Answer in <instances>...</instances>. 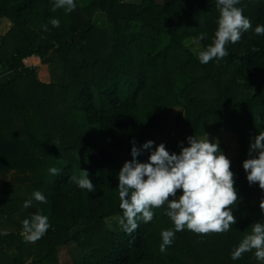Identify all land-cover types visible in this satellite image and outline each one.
Returning a JSON list of instances; mask_svg holds the SVG:
<instances>
[{
  "label": "trees",
  "instance_id": "1",
  "mask_svg": "<svg viewBox=\"0 0 264 264\" xmlns=\"http://www.w3.org/2000/svg\"><path fill=\"white\" fill-rule=\"evenodd\" d=\"M88 1L75 0L66 13L53 10L54 0H0V21L12 25L0 43V264H259L254 249L238 260L231 252L264 222V193L242 169L252 138L264 131V36L254 33L264 24V0H242L252 28L226 45L228 56L207 64L197 54L212 42L217 0ZM100 13L105 27L95 24ZM40 66L50 81L37 77ZM218 130L237 144L232 158L219 144L238 192L235 224L203 235L185 228L161 252L162 230H174L165 204L127 232L117 174L133 142L178 154L188 137ZM80 170L94 192L70 179ZM35 191L47 202L23 208ZM37 211L50 228L28 242L21 222Z\"/></svg>",
  "mask_w": 264,
  "mask_h": 264
},
{
  "label": "clouds",
  "instance_id": "2",
  "mask_svg": "<svg viewBox=\"0 0 264 264\" xmlns=\"http://www.w3.org/2000/svg\"><path fill=\"white\" fill-rule=\"evenodd\" d=\"M242 0H217L219 16L212 42L197 54L201 64L213 59L219 60L229 55L226 45L237 43L243 32L252 28V22L243 15L238 7ZM75 0H54L53 10L63 9L66 13L75 10ZM54 28L60 27V20L50 19ZM47 31V25L43 26ZM256 36H264V24L254 28ZM201 34L197 40L203 39ZM254 51H259L254 48ZM187 146L181 142L179 153H169L163 143L156 145L147 141L139 148L130 151L131 160L123 163L117 174V189L120 199L119 207L123 216L119 223L127 232L138 227V221L149 223L153 220V209L167 205L165 215L174 225V230L161 232L160 251L164 252L172 245L175 233L185 228L196 234L223 233L235 224L233 205L238 200L234 187V174L230 171V161L219 148L218 141H209L204 133L203 138L194 135L186 139ZM148 151L146 161H138L142 152ZM249 158L242 162L249 185L256 184L264 193V131L252 138L248 149ZM49 173L59 175L60 169L52 167ZM87 171H79L70 179L80 189L89 193L95 188L88 178ZM180 195L177 196V191ZM171 197V199H169ZM33 200L46 203V197L40 192L32 193L31 199L24 201L23 208L32 206ZM259 208L264 214V197L259 201ZM50 228L49 218L37 211L21 222L20 235L28 242L41 239ZM259 264H264V222H255L250 232L232 250L231 259L238 260L251 250Z\"/></svg>",
  "mask_w": 264,
  "mask_h": 264
},
{
  "label": "rangeland",
  "instance_id": "3",
  "mask_svg": "<svg viewBox=\"0 0 264 264\" xmlns=\"http://www.w3.org/2000/svg\"><path fill=\"white\" fill-rule=\"evenodd\" d=\"M80 3L84 4V3H88V0H78ZM105 15L104 14H97L95 16V24L98 26H102L105 27L106 22H105ZM6 27H2L0 25V34L5 33L7 30ZM3 35H0V43H1V38ZM50 71H48L47 67H37L36 68V73H37V77H39V79L42 80L43 75L46 77V79H48L49 81L52 79L50 74ZM180 85H182V82H179ZM180 110L179 109H174L173 110V114H179ZM209 141H213L216 140L218 141V144L220 145H224L225 147H227L229 149V158L235 157L237 155V144L235 141V138H233V136L228 133L225 130H218L215 133H211L210 135H208Z\"/></svg>",
  "mask_w": 264,
  "mask_h": 264
},
{
  "label": "crops",
  "instance_id": "4",
  "mask_svg": "<svg viewBox=\"0 0 264 264\" xmlns=\"http://www.w3.org/2000/svg\"><path fill=\"white\" fill-rule=\"evenodd\" d=\"M0 25L4 28V27H6L7 29V31L5 32V33H2V34H0V35H5L10 29H11V27H12V25L9 23V22H3V21H0ZM42 81L43 82H46L47 81V79H46V77L43 75V77H42Z\"/></svg>",
  "mask_w": 264,
  "mask_h": 264
}]
</instances>
